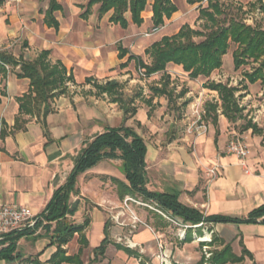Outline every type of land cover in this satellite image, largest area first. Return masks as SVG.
<instances>
[{
  "label": "crops",
  "instance_id": "obj_1",
  "mask_svg": "<svg viewBox=\"0 0 264 264\" xmlns=\"http://www.w3.org/2000/svg\"><path fill=\"white\" fill-rule=\"evenodd\" d=\"M49 1L21 0L17 4L0 0V51L25 61L47 51L49 62L60 63L68 77L66 92L51 100L48 115H21L18 99L30 91V80L19 77V67L0 69V203L27 206L40 216L72 172L85 144L107 128L126 125L146 142L149 191L177 195L182 204L206 216L245 219L264 205V131L238 132L220 115L218 133L209 123L207 134L191 136L183 131L192 118L191 105L187 114L184 109L177 114L170 111L166 97L150 100L152 92L143 91L141 104L139 97L131 100L136 113L129 117L125 115L129 105L115 102L95 88V84L126 81L132 67L138 71L136 58L141 52L146 54L164 36L177 34L190 7L199 4L173 0L177 12L165 20L160 32L146 37L156 28L152 0L142 13L143 23L134 24L128 15L127 28L110 22L112 12L100 16V4L89 7L91 0H58L61 8L53 14L58 29L46 22ZM166 74L171 80L176 75L193 80L173 64ZM89 88L108 97L110 103L92 92L82 93ZM236 133L250 149L245 166L227 151L230 135ZM214 164L220 166L219 174L210 181L206 169ZM121 166V160H105L78 177L79 193L72 202L78 209L72 220L87 225L65 246L67 255L80 254L84 264H201L203 257L196 252L195 239L204 229H187L181 238L183 229L172 222L186 224L181 219L139 196L123 195L120 184L127 180ZM129 197L134 202L126 208ZM209 230L220 241L232 244L235 254L241 255L245 248L252 259L242 263L264 264V224L210 223ZM83 238L86 245L81 244ZM105 239L104 256L93 262L94 250ZM49 244L45 231L39 229L21 239L19 251L25 257L43 253L41 260L47 261L56 251Z\"/></svg>",
  "mask_w": 264,
  "mask_h": 264
},
{
  "label": "trees",
  "instance_id": "obj_2",
  "mask_svg": "<svg viewBox=\"0 0 264 264\" xmlns=\"http://www.w3.org/2000/svg\"><path fill=\"white\" fill-rule=\"evenodd\" d=\"M151 0H91L89 7L100 4V16L112 12L110 22L127 28L130 15L134 24L143 23L142 13ZM153 23L155 27L165 24L177 12L173 0H152ZM188 5L199 4V19L205 21V30H196L185 24L180 31L172 36H164L155 42L147 51L151 63L145 62L141 57L136 58L138 70L144 77L150 78L162 73V84L151 87L154 97H166L169 109L178 99L185 97L187 91L175 95L170 89V77L166 71L169 64L181 66L190 79L200 77L210 78L212 74L223 67V58L228 54L232 45L236 46L232 56L236 70L250 64L256 65L251 72H246L244 78L251 85L259 81L264 83V29L246 23L238 14L227 13L223 0H209L208 6L203 7V0H186ZM259 6V8H258ZM264 14L262 0H257L253 5ZM58 0H50L46 12V22L49 26L58 29L59 24L54 17V12L60 10ZM236 13L243 12L242 5ZM196 39H201L197 41ZM49 52H42L36 59L25 61L23 58H15L13 55L0 51V69L5 72V66L19 67V77L30 80V91L19 98L21 115H48L51 112L50 102L57 95L66 92L68 80L65 68L60 64L52 65L49 62ZM165 79V80H164ZM99 94H107L115 102L126 104L123 100L122 86L116 82H108L104 85L95 84ZM210 91L217 92L221 100V113L230 123L242 119L243 109L239 107L235 94L239 92L237 87H229L227 84L210 81L206 87ZM247 89L246 87H244ZM186 101L183 106L188 105ZM219 105H210L206 116L211 120L218 133ZM136 108L126 109L125 115L133 116ZM252 129L257 133L259 129L251 122L243 127V131ZM147 145L144 138L132 127L122 125L107 128L102 134L97 135L92 141L87 142L75 159V165L65 183L58 187L44 212L37 217L35 226L24 228L5 236L2 244L6 247L0 249V262L3 264H84L80 254L68 256L65 246L74 238L76 233H82L87 225L77 224L72 217L77 212V205L71 202L73 195H77L78 177L90 169L96 167L105 160H121V170L124 173L127 184H120L123 195L132 194L143 200L153 202L164 213L173 218L181 219L186 224L201 223H262L264 224V205L252 211L245 219H235L226 216H206L200 210L188 207L179 201V197L173 194L151 192L147 188L146 171ZM45 222V223H44ZM45 231L50 239L49 247H56V251L47 261H42L43 253L25 257L19 251L21 239L34 235L39 229ZM214 241H217L215 239ZM86 245V240H81ZM107 240L94 250L95 259L103 257ZM246 258L252 259L251 254L243 248L242 255L233 253L230 245L213 253L211 264H240ZM203 261L201 264H203ZM255 264V263H253Z\"/></svg>",
  "mask_w": 264,
  "mask_h": 264
},
{
  "label": "rangeland",
  "instance_id": "obj_3",
  "mask_svg": "<svg viewBox=\"0 0 264 264\" xmlns=\"http://www.w3.org/2000/svg\"><path fill=\"white\" fill-rule=\"evenodd\" d=\"M225 2V7L227 8V13L231 14H238L240 18L245 19L246 23L252 26H258L264 29V14L260 12L258 8L254 9L253 5L257 3V0H223ZM209 3V2H208ZM208 3H202L203 7H207ZM242 5L244 7L243 14L242 12L236 13L237 8ZM186 21L185 24L190 25L192 28L196 30H205V21L199 19V5L196 7H190L189 11L186 13ZM173 32V31H172ZM153 40V37L151 38ZM197 41L201 39H196ZM155 42V41H154ZM236 49V46L232 45L227 56L223 58V66L222 69L214 72L210 78L201 77L198 81L197 80H186L185 78H182L178 75H176V78L174 80H170V89L174 91L175 95L180 94L182 91H187L186 95L182 100L178 99L176 102L172 104V108L170 111H175L177 114H181L182 110L184 109V113L187 114L188 107L192 105L193 103L199 102L200 103V112L202 115V118L206 125H209V123H212L211 117L206 116L207 109L210 108V105H219V108L217 110V114L220 116L221 113V100L219 98V95L217 92H214V94L210 93V90H206V85L210 81H215L217 83H223L227 84L229 87H237L239 89V92L235 94V97L238 101V105L240 108L243 109L242 111V119L238 120L235 123H231L232 128L237 129V131H243V127L247 124V122H251L253 125H256L259 131L257 134H261L264 131V83L262 81L257 82L255 85H251L249 81L244 77L246 72H251V69L254 68L256 65H248L244 66L239 70H236L234 68L233 64V52ZM142 59L147 62L151 63V58L149 55L145 54L144 52H141ZM130 76L127 77L126 81H119L122 85V94H123V100L126 102V105L131 109V100L137 99L139 97V94L143 93V91H150L151 87L159 86L162 84V73L157 74L155 76H152L150 79L144 77L141 71L135 70L134 67L131 68L129 71ZM183 74V73H181ZM186 76V75H185ZM165 80V79H164ZM191 82V83H189ZM191 84V85H190ZM246 87L247 89H245ZM205 89V91L203 90ZM94 91V92H93ZM193 92L191 95H188V92ZM85 92H92L94 95L96 94V97L101 99H104L106 101L109 100L108 97H101L98 95L93 88H89L87 90H82V93ZM148 94V93H147ZM250 95V97H248ZM143 98L139 97L137 102H140L141 104L143 102ZM188 101L187 106H183V104ZM110 103V100H109ZM108 104V102H107ZM180 104V105H179ZM130 117V115H128ZM223 116V115H222ZM215 127V126H214ZM216 129V128H215ZM186 134L191 136H198L199 134L194 133H188V129L183 130ZM208 132V131H207ZM207 132L205 134H207ZM237 132V133H238ZM230 135L229 141L233 137H239L238 134ZM92 141V140H91ZM90 142V141H88ZM68 178V176H67ZM66 178V179H67ZM66 179L64 180L63 184L65 183ZM62 184V185H63ZM61 185V186H62ZM71 202H73V196L71 198ZM37 220V218H36ZM37 222V221H36ZM45 223V222H44ZM202 226L199 227L200 230L204 229V234L202 236L197 235L195 242L198 244L199 247H197L196 252L199 254L200 259L203 257V264H211V258L213 256V253L216 251L222 250L226 245H230L233 253L234 249L232 244H225V242L220 241L216 236H214L213 232L209 230V224L210 223H201ZM191 226V230H194L193 224H188ZM199 225V224H197ZM181 229V226H175ZM42 229V228H41ZM6 236V235H5ZM5 236L0 238V249L7 246V244H2V242L5 239ZM217 239V241H214ZM200 242L204 243V246L200 245ZM235 254V253H234ZM237 255V254H235ZM242 255V252H241ZM237 255V256H241ZM86 262H88V259H85ZM245 264V263H241Z\"/></svg>",
  "mask_w": 264,
  "mask_h": 264
},
{
  "label": "built area",
  "instance_id": "obj_4",
  "mask_svg": "<svg viewBox=\"0 0 264 264\" xmlns=\"http://www.w3.org/2000/svg\"><path fill=\"white\" fill-rule=\"evenodd\" d=\"M15 3H20L21 0H13ZM209 0H203V3H208ZM163 27H156L153 30L146 34V37H150L158 32H160ZM200 103H193L190 107L191 109V119L188 126V133H198L205 134L208 131V125L204 122L201 112H200ZM227 151L229 154L237 156L241 160L243 166L246 165V160L250 155L249 146L239 137H233L228 144ZM220 166L214 164L213 166L206 169V174L210 181L217 178L219 174ZM248 172V170H247ZM134 202L132 198L125 199V207L128 208V203ZM165 216V215H164ZM37 216L33 215L31 210L27 206L13 205V204H2L0 203V238L10 234L12 232L30 228L35 226ZM165 218L169 219L165 216ZM137 222H140L138 218H134ZM171 220V219H170ZM176 225L181 226L183 232L180 233V237H185V231L191 229V226L188 224H182L176 220H172ZM202 224L194 226V229L201 227Z\"/></svg>",
  "mask_w": 264,
  "mask_h": 264
}]
</instances>
